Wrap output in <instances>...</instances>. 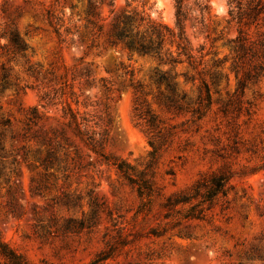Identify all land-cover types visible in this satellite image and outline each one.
Returning a JSON list of instances; mask_svg holds the SVG:
<instances>
[{
    "label": "rangeland",
    "instance_id": "rangeland-1",
    "mask_svg": "<svg viewBox=\"0 0 264 264\" xmlns=\"http://www.w3.org/2000/svg\"><path fill=\"white\" fill-rule=\"evenodd\" d=\"M110 1L0 0V241L20 264H264V20L238 27L208 0L187 25L191 58L165 43L170 66L105 35L127 14L172 27V0ZM166 71L173 92L156 82ZM68 109L108 162L86 166ZM61 128L70 145L55 149Z\"/></svg>",
    "mask_w": 264,
    "mask_h": 264
},
{
    "label": "trees",
    "instance_id": "trees-1",
    "mask_svg": "<svg viewBox=\"0 0 264 264\" xmlns=\"http://www.w3.org/2000/svg\"><path fill=\"white\" fill-rule=\"evenodd\" d=\"M90 1L88 0L89 6L91 7ZM172 2L174 8L172 27L161 22L144 19L142 17L136 18L133 14H127L115 18V21L110 25L105 35V43L111 48L121 47L126 53L133 52L138 56L151 57L159 63H164L162 54L169 56L168 51L164 49L165 43L169 42L170 44H175L177 56L184 55L187 59H190L191 45L187 36V25L189 24L192 28L203 25L204 18L208 12V0H192L191 2L190 0H172ZM112 4L113 0L110 1V5ZM227 4L229 7L228 15L231 20L235 21L238 27L250 26L259 19L264 20V0H227ZM97 31L100 34L102 26H97ZM240 35L241 31L238 30L236 41L242 40ZM8 42L14 55L23 54L27 49L25 43L22 42L17 34H10ZM239 48L242 49L241 46ZM176 58L169 56L164 64L171 66L177 62ZM167 72L155 73L156 82L164 83L166 89L173 92L174 85L169 82ZM6 78L7 75H3V79ZM181 98L183 99L184 95ZM169 101L171 100L169 99ZM62 117L67 120L61 125L87 151L85 155L88 159L86 166L91 165V155L100 157L102 161H109V158L103 152L102 134L93 129V125H90V120L85 117L79 118L76 112L69 109ZM42 118L43 115L38 112L37 108L33 107L29 111L25 125L27 127L31 125L36 126ZM64 128L52 133L55 139H59L56 142L55 149H64V146L70 145L69 137L65 136ZM49 142L48 140L46 143L49 144ZM74 154L79 159L75 149ZM46 159L48 165L58 164V160L54 157L53 153H48ZM80 165V163L76 164L78 168ZM111 165L115 166L117 171L126 179H129V168L124 162L114 160ZM0 253L13 264H20L19 257L1 241ZM258 258L264 259V256H258Z\"/></svg>",
    "mask_w": 264,
    "mask_h": 264
}]
</instances>
